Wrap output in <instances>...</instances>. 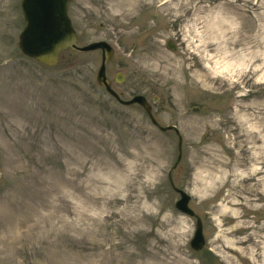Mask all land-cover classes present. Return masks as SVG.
I'll return each instance as SVG.
<instances>
[{
	"label": "rangeland",
	"instance_id": "374dc122",
	"mask_svg": "<svg viewBox=\"0 0 264 264\" xmlns=\"http://www.w3.org/2000/svg\"><path fill=\"white\" fill-rule=\"evenodd\" d=\"M20 1L0 0V264H264V0L69 4L81 46H113L115 92L180 149L97 85L100 51L23 57Z\"/></svg>",
	"mask_w": 264,
	"mask_h": 264
},
{
	"label": "water",
	"instance_id": "95a60500",
	"mask_svg": "<svg viewBox=\"0 0 264 264\" xmlns=\"http://www.w3.org/2000/svg\"><path fill=\"white\" fill-rule=\"evenodd\" d=\"M69 1L71 0H21L20 7L25 26L19 34L17 46L20 51L46 67H55L63 51L71 50L86 53L100 49L101 63L96 75L98 85L105 88L122 105L128 106L135 103L140 105L152 123L159 127L151 114V106L144 96L137 95L131 100L124 101L111 88V83L105 74V67L113 56L112 48L103 41L93 42L85 46L78 45L76 32L67 14ZM166 47L170 50L174 49L171 42H168ZM116 81H122L121 74H117ZM159 129L165 131L173 129V127H159ZM178 193L180 199L175 204L176 208L189 216H193V211L188 207L190 197L181 190H178ZM203 244L202 226L198 218L191 246L198 251Z\"/></svg>",
	"mask_w": 264,
	"mask_h": 264
},
{
	"label": "bare ground",
	"instance_id": "6f19581e",
	"mask_svg": "<svg viewBox=\"0 0 264 264\" xmlns=\"http://www.w3.org/2000/svg\"><path fill=\"white\" fill-rule=\"evenodd\" d=\"M140 220H141V218H139V219H137V218H129V221H131L132 223H138ZM161 225H163V224H161ZM178 230L180 231L181 228H179ZM172 236L173 235H171L170 238H168L167 241L166 240L165 241L167 243L168 248L171 249L172 251L176 252L178 250V248H179V241L178 240L176 241ZM182 260H184L185 262H189L188 258L187 259L182 258ZM169 261L170 262L173 261L174 263L183 264V262L179 261L176 257L171 258Z\"/></svg>",
	"mask_w": 264,
	"mask_h": 264
}]
</instances>
